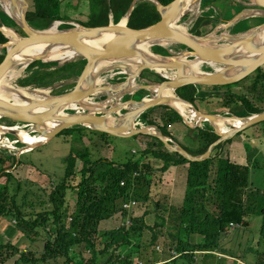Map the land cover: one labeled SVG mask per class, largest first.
I'll return each mask as SVG.
<instances>
[{
    "label": "trees",
    "instance_id": "1",
    "mask_svg": "<svg viewBox=\"0 0 264 264\" xmlns=\"http://www.w3.org/2000/svg\"><path fill=\"white\" fill-rule=\"evenodd\" d=\"M32 1V5L28 3L27 23L34 29L43 30L55 21H73L85 27L107 26L110 16L113 23L117 24L126 16L135 0H93L88 22L63 16L58 8L59 0ZM156 1L167 5L173 0ZM201 7L209 8L210 12L198 17L190 29L196 36H204L213 31L215 23L211 15L216 13L214 9H218L220 15L225 16L227 9L236 14L244 8L237 0H201ZM159 20L160 14L153 2L137 0L128 18L127 27L141 29ZM241 22L246 23V29L258 25L251 22V19H241L238 24ZM0 25L22 32L16 22L2 11ZM65 26L72 27L69 24ZM22 34L24 36L23 32ZM7 41L8 38L0 32V45ZM157 51L159 54L169 55L164 48L158 47ZM4 56L0 55V62ZM53 64L57 65L56 62ZM36 65H40L42 70H38L34 77L45 84L48 83L46 80L63 78L59 74L74 66L73 63H68L53 70H43L49 64L37 61L28 67ZM156 77V82L164 80L159 75ZM247 80L250 83L245 86V93L232 90V86L242 85ZM29 84L22 83L23 86ZM221 89L224 91L222 94L219 93ZM141 92L147 94L145 90ZM175 94L200 112L221 114L223 111L226 115L246 118L264 111V67L256 69L252 77L247 76L235 84L214 87L187 85L177 89ZM211 99L220 101L215 108L209 106L208 110H204L200 107V104H206ZM139 119L147 126L156 127L165 137L171 139L173 135L169 127L174 123H183L188 134L192 136L193 146L184 145L178 140L177 142L193 156L204 154L219 138L209 122H205L203 127L191 128L168 105L154 107L141 114ZM79 129V126L67 128L59 135H71ZM91 132L110 137L106 133ZM243 132L237 135H242ZM149 137L152 142L139 150L137 156L132 155L120 161L92 157L88 146L81 145L83 143L79 140V144L72 146L64 160V175L52 184L44 197H38V200L29 199L28 191L22 193L23 184L20 180H17L14 189L15 176L10 170L19 167L22 162L15 155L0 152V223L15 220L17 229L20 228L30 242L44 239L39 257L26 256L13 242L2 240L0 264L15 258L17 254L23 262L32 264H133L132 253L123 254V250L135 246L133 238H141L144 228L151 231L150 242L154 244L159 239L160 231L153 228L166 223L171 229L162 233L168 238L166 244L170 255L161 261L173 258L171 253H175L178 257L171 260L174 264L179 259L184 264H224L223 260L226 262L228 258H235L243 264H264V188H251L249 165L233 158L229 150L233 139L221 142L211 149L209 158L190 161L177 152L168 151L158 138ZM176 168L183 172V191L180 193V198L182 196L183 199L180 203L167 202L164 211L156 212L162 220L161 224L156 222L154 226L146 225L144 217L148 212L145 211L142 216L133 218L130 229L122 224L99 232L102 221L118 214H126L123 204L129 200L145 203L151 200L152 191L159 187L163 188L164 196L169 200L171 177ZM74 191L75 205L72 208L69 199ZM255 217L261 219L252 243L243 248L240 239L242 236L238 235L237 241L235 240L237 247L231 246L234 230L230 229V224L247 227ZM103 238L105 240L102 241ZM140 245L136 243L137 250ZM250 251L253 252V259L249 257ZM139 255L143 264L161 262L156 255L146 258Z\"/></svg>",
    "mask_w": 264,
    "mask_h": 264
},
{
    "label": "rangeland",
    "instance_id": "2",
    "mask_svg": "<svg viewBox=\"0 0 264 264\" xmlns=\"http://www.w3.org/2000/svg\"><path fill=\"white\" fill-rule=\"evenodd\" d=\"M27 3H30L31 5L33 4L32 0H25ZM152 2L151 0H148ZM224 4H227V1H224ZM237 2H240L244 8L240 10L238 13L234 14V12L230 9H227V14L225 16L220 15V13L217 11L218 9L215 10V14H212L211 17L214 20V29L210 34H215L216 36H220L227 34V35H236L240 33H245L249 31L250 29L255 28L256 26L264 23V14H261V12L256 13L255 11H251L252 8H258L254 6L252 0H237ZM93 0H59L58 8L61 12V14L65 17H68L69 19H76L77 21H83V22H88L90 13L92 11L91 6H92ZM5 4L4 2H0V11L5 12L7 14V9H5ZM245 10V16L243 19H251V22H254L258 25L246 29L247 25L245 22H240L238 19L237 22L232 23L231 25L228 26L229 21H231L235 16H237L240 12ZM210 9L209 8H203L201 7V0L196 1V4L192 6L190 9L186 10L183 12L181 18H179L178 24L185 27L187 32L191 35H194L193 33L190 32V29L193 27L195 21L197 20L198 17H200L202 14H209ZM255 12V13H254ZM111 20L110 23H112V16H110ZM123 19V18H122ZM59 25V28L57 30L58 32L65 31L69 28L65 26L62 21ZM120 24V23H119ZM53 26V25H52ZM72 26V25H71ZM73 27V26H72ZM34 29V28H33ZM38 30V29H35ZM44 30V29H43ZM238 32V33H237ZM19 35L23 36L22 32L18 30ZM209 34V33H208ZM196 36V35H195ZM217 44L225 45V42L221 38V40H218L216 42ZM161 47L166 49L169 52V55H162L157 53V48ZM13 48V44L8 43L6 47H3L0 45V55H5L7 52H9ZM186 48L177 43H172L171 45H168L166 47L156 45L151 48V52L154 53L155 55H160V56H175V52L179 51H185ZM172 52V53H171ZM56 62L57 65H54L53 63ZM41 63L49 64L48 66L44 67L43 70H53L56 69L57 67L63 66L68 63H73L74 66L71 67V70H68L66 72H63L62 75L63 78L56 77L52 80H46L45 82L48 83H43L39 81V79L34 77L37 73L38 70H42L40 65H36L34 67H28L29 65H17L13 67L9 73H14L15 71L19 72L16 75L12 76L9 78L8 74L6 76L8 85L17 88V87H23V88H48L50 89L49 95L52 96H59L62 94L67 93L71 89H73L78 75L81 73L82 69L84 68V65L86 63V60L79 56L76 55L72 59L65 60V61H58V60H47V61H41ZM116 67V66H113ZM111 67L109 70L104 71L103 73L100 74L102 84L101 86H114L113 88L114 91L108 92H98L95 93L90 97V100L96 102H99L102 104V102H105L107 99H110L111 102L114 101V99L118 96L114 94L118 93V88L117 86L119 83H124L127 80V75L124 74L123 70L120 68H114ZM215 67H220L219 65H208V64H202L201 70L203 72L209 73L213 72V68ZM264 67V66H263ZM235 71H231L230 74H234ZM58 75V76H59ZM157 75L161 76L160 74L156 73V70H151V69H145L142 72H140V76L137 77L136 79V84H137V90L133 94H126L121 98V100H118L115 102V104H118L116 106H111V103L109 104H104V108L102 110H107L110 107H114L116 109L119 107L123 102L128 101L130 99H134L135 101H141L143 98L151 99L154 95L152 88L151 89H145L140 86L143 85H152L155 86L157 81ZM254 72L251 73L249 76H253ZM162 77V76H161ZM252 79V78H251ZM30 83L28 86H23L22 83ZM250 83V80L243 82L242 85L239 86H232V90L236 93H245V86ZM141 90H145L147 94H143ZM219 93H223L224 91L221 89L219 90ZM177 95V94H176ZM113 96V97H112ZM251 95L248 94V97ZM251 99L253 97L251 96ZM116 100V99H115ZM217 99H211L208 103L206 104H200V107L204 110H208L209 106L211 108H215V106L218 105ZM128 106H125L121 109H117V112H113L112 114L109 115V120L111 123L116 122L121 116L125 113L126 110H128ZM88 110H83V111H78V112H73L67 109V111H64L66 114H83L86 113ZM70 112V113H68ZM101 112H89V113H97L98 115L102 114L99 113ZM222 117H235L233 115H226V112H223L221 114H217ZM191 119V118H189ZM193 125H189L191 128H195L194 123H197L196 126L203 127L205 122L207 121H198L193 119ZM109 122V123H110ZM136 122L139 124H136L137 127L143 126L147 127L144 123L138 119ZM0 124L3 127L8 126H18L21 129L25 130L29 135L35 136L38 133L36 130L37 124L29 122V123H21L17 122L14 120H11L6 117L0 118ZM211 125V124H210ZM81 127V129L76 130L73 132L71 135H56L49 141H47L48 138H46L44 141H40L37 143L35 146L29 148L28 150H24L26 148V144L23 141H20V139L12 132H4L3 134V140L0 141V152H4L11 155H15L18 160L22 162V164L17 167L16 169H11L10 171L13 172V175L15 176V179L13 180L14 182V189L17 186V180H20L23 184L22 186V193L25 191H28V198L32 200H36L38 197L42 198L44 195H46L50 189L53 183H56L60 180V178L64 175V170H65V165H64V160L68 155V152H70V149L72 146L79 144L78 141L82 142L83 144L81 145H87L90 153L92 154V157H105L111 160L115 161H120V160H126L128 157H131L132 155L137 156L139 150L144 148L147 144L152 142V139L149 136L146 135H137L129 138H122V137H115V136H101L98 133H93L91 132L92 129H89L87 127L81 126V125H74L72 127ZM183 126V125H182ZM230 126H227L229 128ZM152 130V128H151ZM153 130L156 131L155 128ZM95 131V130H92ZM175 134H177L178 137L181 136V141L184 145L187 146H193L191 139L192 136L188 134V129L184 125L183 127L180 126V128L174 130ZM98 132V131H97ZM246 132H248L246 134ZM245 133V134H244ZM182 134H187L186 137L183 136ZM81 138V139H79ZM141 138L140 142L139 139ZM168 138V137H167ZM169 140L173 142H177L176 139H171L168 138ZM234 140L241 145V150H245L247 152V157L244 158V160H247L248 164L250 165V181L253 183L252 189H263L264 188V170L261 168H253L252 163L255 161L254 157L257 152L260 154H263L264 152V124H259V125H254L250 128H247L244 130L242 135H235ZM77 141V142H76ZM42 143V144H40ZM147 143V144H146ZM178 143V142H177ZM13 144L14 147H10V145ZM40 144V145H39ZM261 152H260V150ZM259 150V151H258ZM264 161V158H262ZM79 170V167H78ZM4 181V178L1 179V182ZM168 183V182H165ZM181 198L176 197L175 201H179ZM38 200V199H37ZM69 204L72 208H74L75 205V191L71 193L70 199H69ZM163 192V188L159 187L156 188L152 191L151 194V200L143 203L140 201H137L138 205L131 211L126 212L123 216L117 215L114 218H111V220H105L101 222L99 226V232L102 233V231L105 230H110L115 227L121 226L122 224H125L128 229L131 228L133 218H136L137 216H142L145 211L148 212V215L144 217V222L148 226H154V224L157 222L161 224L162 220L156 215V212L164 211L165 205L167 202H169ZM39 208V207H38ZM163 213V212H162ZM164 216L166 214L163 213ZM110 221V222H109ZM130 222L129 224L126 223ZM109 222V223H108ZM5 221L3 223H0V242L3 241H11L15 245L18 246L20 252H24L27 254L26 256H36L39 257L41 250L43 248L44 244V239L41 238L35 242H30L26 234L22 232V230L19 228L17 229V222L15 220L11 221ZM108 223V224H107ZM4 224V226H3ZM234 228H230L233 231V239L231 246H235L236 242L238 239V235H241L242 237L241 242H242V247H247L249 244L252 243V238L256 237V233L258 232L259 228L258 226L260 225V217H255L250 221V224L247 227L239 226L237 224ZM139 226V225H138ZM239 226V227H238ZM2 227V228H1ZM161 228V229H160ZM237 230H236V229ZM171 229V226L169 224H164L160 225L158 228H153L155 231H160L158 233L159 239L157 242L154 244H151V231L148 229L144 228L142 229L143 235L141 238L135 236L133 238V241L136 243H140V249L137 250L135 246L125 248L123 250V254L131 252V256L133 259V264H138V262L143 261V259L140 258V255L144 258L146 256H154L156 255L157 258L163 260V258H168L170 254H168L169 250L167 247V236L164 235L162 232H167ZM240 230V231H239ZM10 234H13L15 239L10 238ZM251 238V239H250ZM105 240V238L102 239V241ZM256 240V239H255ZM172 255V253H171ZM178 257V256H174ZM220 257V256H219ZM249 257L250 259H253V252H249ZM172 260V259H171ZM170 260V261H171ZM219 260V258H218ZM227 261L225 262L223 260L224 264H243L241 261L235 259V258H228L226 259ZM62 261V260H61ZM3 264H32L31 262H23L19 254H17L11 259H7ZM37 264H43L41 262ZM46 264H62L60 263H46ZM143 264V262H142ZM166 264V263H165ZM167 264H174L173 261L167 262ZM177 264H184V261L180 260L177 261Z\"/></svg>",
    "mask_w": 264,
    "mask_h": 264
},
{
    "label": "water",
    "instance_id": "3",
    "mask_svg": "<svg viewBox=\"0 0 264 264\" xmlns=\"http://www.w3.org/2000/svg\"><path fill=\"white\" fill-rule=\"evenodd\" d=\"M6 1H8L10 5V11H7V15L16 22L24 33V36L19 35V33L11 27L0 25V32L8 38V41L1 46L6 47L9 42L13 43V48L5 54L3 60L0 62V80L3 78L2 76L6 75L13 67L17 66L18 62L15 60V57L25 48L34 45H45L46 50L42 54L32 58H26L24 60V65L26 66L37 61H47L46 57L55 46L60 48L63 47V49H71L74 53L86 60L84 68L78 75L73 89L65 94L52 98L28 100L25 107L18 109L11 107L8 102L0 100V117H6L21 123H35L39 126L38 133L49 140L61 133L64 129L71 128L74 125H81L115 137L129 138L140 134L154 136L163 143L168 151L177 152L190 161H201L209 158L212 153L211 149L219 143L233 138L239 132L247 128L264 122V111H262L246 118H239L245 120L243 124L228 131L221 132L213 127L219 136L218 140L211 144L204 154L198 156H193L186 152L179 143L169 140L154 126H136V121L141 114L161 105L172 107L183 117L184 122L188 126L193 125L194 118L190 121L186 120L181 112L168 103L167 98L164 96V91L172 90L175 93L177 89L187 85L205 87L227 86L245 79L256 69L264 66V43L253 42L255 34L264 27V23L250 29L245 35H242L243 37L233 40L228 44L205 46L203 45V40L211 35L210 33L204 36L187 35L179 32L173 27V24L180 17L181 9L187 0H173L167 5H163L154 0L155 2L153 3L156 5V9L160 14V20L145 28L131 29L127 27V22L134 7V3L137 1L135 0L125 16L126 24L123 26L119 25L122 19L117 24L109 23L107 26L100 27H85L75 22L63 21L62 23H67L73 27L55 34H47L45 33L46 30L52 25L44 30H35L27 23V1L0 0V2ZM252 2L254 6L258 8H252L251 11L253 10L257 13L261 12V14H264V0H252ZM14 11L20 15V18L14 14ZM245 13V10L240 12L229 21L228 26L237 22L238 19H243ZM116 25H119L118 28L115 27ZM5 29L9 30V32ZM250 33L253 35H250ZM108 34H113V36L98 47H91L82 40L83 36H87L91 39L106 36ZM221 37L223 40H230L227 36L221 35ZM152 39H161L168 43L183 45L186 50L182 53L186 60L177 59L175 56H165L166 60H158L150 58L146 56L144 52L134 48L135 45ZM128 57L140 59L143 63L136 67V71L133 74H125L127 75V80L124 83H119L117 86L119 91L117 94H114V97L118 95L115 99L121 100L126 94H132L123 91L121 85L130 82L131 79L135 80L140 76V72L145 69L155 70V68H161V70H174L177 76L175 78H168L160 74L164 80L156 83L155 86H140L145 89L152 88L154 95L151 99L144 100L145 98H143V100L139 102L130 99L123 102L116 109L110 107L107 110H102L99 112L102 113L100 115L97 113L91 114L89 111L83 114H72L68 117L61 115L64 107L67 105L78 103L84 99H90V97L98 91H105L108 93L114 91L111 86H93V84H90L84 87V84L91 76L90 74L93 73L98 62ZM195 59H199L205 63L219 65L220 67L213 72H204V74L198 75L189 70L188 61H193ZM114 68L123 69L122 66H116L112 69ZM186 69H188V71L185 72ZM231 71H235L234 74H230ZM156 73L159 74L157 71ZM155 87L157 88L154 90ZM178 98L187 103V101L180 97ZM125 106L129 108L121 118L114 123L110 121L107 122L110 114ZM192 107L198 118L202 121L212 123L217 116H219L217 114L200 112L193 105ZM34 109L42 110L34 111ZM49 123H53V126H49ZM196 124L197 123H194L195 127ZM153 128H155L156 131L153 130Z\"/></svg>",
    "mask_w": 264,
    "mask_h": 264
},
{
    "label": "bare ground",
    "instance_id": "4",
    "mask_svg": "<svg viewBox=\"0 0 264 264\" xmlns=\"http://www.w3.org/2000/svg\"><path fill=\"white\" fill-rule=\"evenodd\" d=\"M151 1L155 2L154 0H151ZM4 3H6L5 9H7V11H10L9 2L6 1ZM195 4H196V0H187L181 9V15L179 18H181L184 11L190 9ZM16 11H14L15 12L14 14L18 18H20V15L18 14L20 12L17 11L18 12L17 13ZM179 18L173 24V27L176 30H178L179 32L188 35L189 33L187 32L185 27L178 24ZM60 24L61 23L55 22L53 24V26H51L50 28H48L46 30L45 33H47V34L57 33V30H58ZM125 24H126V17H124L121 20L119 25L123 26ZM119 25H116L115 27L118 28ZM6 31L9 32V30H6ZM246 33L247 32L240 33V34H236L234 36L224 34L223 36H227V38H229L230 40L229 41L223 40V41L225 42V44H228L233 40H236L240 37H243L242 35H245ZM250 35H253V34L250 33ZM112 36H113V34H108L106 36H101V37L91 38V39H89L87 36H83L82 40L84 42H86L88 45H90L91 47H98V46H101L107 39L111 38ZM221 38L222 37H220V36H216L215 34H211L203 40V45H205V46L220 45V44H217L216 42L218 40H221ZM253 42L254 43H264V27L261 28L255 34ZM10 44H13V43L11 42ZM171 44L172 43L165 42L161 39H152V40H148L146 42L137 44L134 46V48L136 50L144 52L146 54V56H148L150 58H155L158 60H166L165 56L155 55L150 50L153 46H156V45L166 47V46L171 45ZM45 50H46L45 45H34L31 47L25 48L20 54H18L15 57V60H17V62H18L17 65H24V63H25L24 60L26 58H32L36 55L42 54L45 52ZM182 52L183 51L175 52L174 53L175 57L177 59H180V60H186V58L184 57V54ZM76 55L77 54L74 53L71 49H68V48L63 49V47L60 48V47L55 46L49 52L48 56L46 57V60L65 61V60L72 59ZM142 63H143V61H141L140 59L132 58V57L123 58V59L100 61L96 64L93 73L90 74L91 76L85 82L84 87H86L90 84H93V86H101L102 80H101L100 73H103L104 71L109 70L113 66H122V68H123L122 70H123L124 74L129 75V74H133L136 71V67ZM188 64H189V70H191L193 73L198 74V75L204 74V72L201 70L202 64L214 65L212 63H205L199 59H195L193 61H188ZM217 69H218V67L213 68V70H217ZM155 70L159 74H162L163 76H166L168 78H175L177 76V74L174 70H163V69L161 70V68H155ZM186 71H188V69H186L185 72ZM9 72H7L6 75L2 76L3 78L0 80V100L8 102L11 107H13L15 109L23 108V107H25V105H27L28 100H32V99L34 100V99H38V98L55 97V96L51 97V95H49L50 89H48V88H29V87L28 88H23V87L14 88V87L8 85V83H6L7 82L6 76L8 74H10L9 78H11L12 76L19 73L18 71L17 72L15 71L14 73H9ZM136 79L135 80L131 79L130 82H127V83L121 85L122 90L126 91V92H130V93H133L134 91H136L137 90ZM111 87L115 88L114 86H111ZM156 88L157 87H155L154 90ZM98 92H104V91H98ZM98 92H96V93H98ZM164 96L167 98L168 103L170 105L175 107L179 112H181L184 115L186 120L190 121V120H192V118H194L195 120H197V122L200 121L197 114L194 112V109L191 107L192 105L190 106L186 102H183L182 100H180L178 98V96L172 90H165ZM118 100L119 99H116V100L114 99V101L111 102L110 99H107L105 102H102V104H99V103H95L94 101H92L90 99H84L78 103H74V104H70V105L65 106L63 111H62L63 113L61 112V115L65 116V117L72 115V114H66L64 112V111H67V109H69L70 111H73V112H78V111H83V110H88L89 112H95V111L98 112L100 110L102 111V109L104 108V104H109V102H110L111 106H116L118 104H115V102H117ZM144 100H147V98L145 97ZM40 110H42V109H34V111H40ZM68 113H70V112H68ZM0 118H2V117H0ZM109 118L107 119V122L110 121ZM189 118H191V119H189ZM244 121L245 120H241V119L236 118V117L217 116L215 121H213L210 124L214 128H217V130L224 132V131H228V130H231L233 128L239 127L240 125L243 124ZM1 125L2 124H0V141L3 140L4 132H8V131L12 132L20 139V141H23L26 144V148L24 150H28L29 148H31V147L35 146L37 143H39L41 140L44 141L46 139V137H44L40 134H37L35 136H31L25 130L21 129L18 126H8V128H7V127H3ZM49 126H53V123H49ZM227 126H230V127L227 128ZM38 129H39V126L36 127L37 131H38ZM48 140L49 139H47V141ZM40 144H42V143H40ZM10 147H14L13 144H11Z\"/></svg>",
    "mask_w": 264,
    "mask_h": 264
},
{
    "label": "crops",
    "instance_id": "5",
    "mask_svg": "<svg viewBox=\"0 0 264 264\" xmlns=\"http://www.w3.org/2000/svg\"><path fill=\"white\" fill-rule=\"evenodd\" d=\"M110 20H111V18H110ZM55 22H57V21H55ZM55 22H53L51 25H53ZM61 22V21H60ZM63 22V21H62ZM70 22H73V21H70ZM112 23H113V21H111ZM65 24H67V23H65ZM136 92V91H135ZM134 92V93H135ZM133 93V94H134ZM96 103H99V102H96ZM184 126V124L183 123H174V124H172L170 127H169V130H170V132L172 133V135H173V139H176V140H178V142H180V143H182V141H181V136L180 137H178L177 136V134H175V131L174 130H176V129H178V128H180V126L181 127H183ZM248 132H246V134H247ZM245 134V133H244ZM187 135V134H186ZM186 135L185 134H182V138H183V136H185L186 137ZM248 135V134H247ZM235 137V136H234ZM234 137L232 138L233 139V141H232V143L230 144V148H229V150L231 151V155H232V157L233 158H235V159H237V160H239V161H243V162H245L246 164H248V162H247V160H244V158L245 157H247V152L245 151V150H241V145H239L237 142H236V140H234ZM137 139H139V138H137ZM140 140H141V138L139 139V142H140ZM141 143V142H140ZM147 144V143H146ZM183 144V143H182ZM146 147V146H145ZM144 147V148H145ZM143 149V148H142ZM260 150V149H259ZM258 150V151H259ZM260 152H261V150H260ZM262 158H264V152H263V154H260L259 152H257L256 154H255V157H254V162L252 163V167L253 168H261V169H263L264 170V161H262L263 159ZM249 165V164H248ZM249 167H250V165H249ZM175 171V174L171 177V186H172V189H171V193H170V197H169V204H174V203H176V202H181L182 201V196H181V199L179 200V201H175V198L176 197H180V193L182 194V191H183V189H182V185H181V179H182V174H183V172L181 171V170H179V169H175L174 170ZM174 183H173V182ZM253 184V183H252ZM179 186H181V187H179ZM252 187H253V185H251ZM177 205V204H176ZM261 219V218H260ZM109 220H111V219H109ZM103 222V221H102ZM110 222V221H109ZM108 222V223H109ZM5 223H6V221H5ZM4 223V224H5ZM107 223V224H108ZM4 224H3V226H4ZM101 224V223H100ZM259 227V226H258ZM2 228V227H1ZM100 229V228H99ZM15 237L16 236H14L13 234H10V238H12V239H15Z\"/></svg>",
    "mask_w": 264,
    "mask_h": 264
},
{
    "label": "built area",
    "instance_id": "6",
    "mask_svg": "<svg viewBox=\"0 0 264 264\" xmlns=\"http://www.w3.org/2000/svg\"><path fill=\"white\" fill-rule=\"evenodd\" d=\"M57 23H59V21H57ZM136 124H139V123L137 122ZM137 204H138L137 201H135V200H129V201H127V202H125L123 204V209L126 210L127 212L128 211H131V210H133L137 206ZM126 223L129 224L130 222H127L126 221ZM230 226H231L230 228H234L236 225H234L233 223H231ZM172 255H173V258H174V256H177L175 253H172ZM173 258H171V259H173ZM171 259L166 260V261H161V262H158L156 264H165V263L169 262ZM138 264H142V263L141 262H138Z\"/></svg>",
    "mask_w": 264,
    "mask_h": 264
}]
</instances>
